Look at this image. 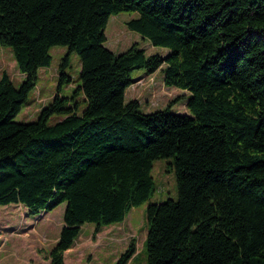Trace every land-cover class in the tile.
Here are the masks:
<instances>
[{
	"label": "trees",
	"instance_id": "16d2710c",
	"mask_svg": "<svg viewBox=\"0 0 264 264\" xmlns=\"http://www.w3.org/2000/svg\"><path fill=\"white\" fill-rule=\"evenodd\" d=\"M121 12L167 56L107 48L106 26ZM55 45L68 50L58 92L36 120L15 121ZM0 47L25 75L19 86L0 77V205L38 215L66 203L49 264H65L86 223L95 237L150 199L161 158L178 197L147 207V264H264V0H0ZM72 52L81 111L60 95ZM138 68H161L166 86L190 91V113L126 101ZM135 251L132 237L116 264Z\"/></svg>",
	"mask_w": 264,
	"mask_h": 264
},
{
	"label": "rangeland",
	"instance_id": "374dc122",
	"mask_svg": "<svg viewBox=\"0 0 264 264\" xmlns=\"http://www.w3.org/2000/svg\"><path fill=\"white\" fill-rule=\"evenodd\" d=\"M134 16L132 13L121 12L110 17L105 29V46L119 54L136 43L147 55L157 53L167 56V48L155 46L148 38L129 29L127 22ZM67 51L65 46L51 47V65L39 68L37 85L14 117L15 121L36 120L42 107L53 99L59 88L58 66ZM69 58L65 71L72 82L63 85L60 95L70 97L71 104L79 102L81 111L85 107L84 95L80 91L75 92L81 84V61L74 52ZM4 71L8 72L15 86H19L25 76L19 71L11 49L0 47V77ZM131 77L134 82L126 89L125 99H138L143 112L168 108L173 113H190L187 109L190 91L166 86L161 68L152 74H148L144 68L134 69ZM59 119L54 115L48 122L51 124ZM169 161L170 158L154 161L151 175L156 191L150 199L134 206L125 221L103 227L95 237V225H83L73 246L64 253L65 264H116L132 237L136 239L137 248L132 264H147V207L151 202L158 203L178 197L176 176ZM65 207L64 202L52 211L31 215L22 204L0 205V264H49V251L56 244L64 225Z\"/></svg>",
	"mask_w": 264,
	"mask_h": 264
},
{
	"label": "crops",
	"instance_id": "0c3cea01",
	"mask_svg": "<svg viewBox=\"0 0 264 264\" xmlns=\"http://www.w3.org/2000/svg\"><path fill=\"white\" fill-rule=\"evenodd\" d=\"M136 252H137V248H136L135 254H136ZM135 254L128 260V262L126 264H132L133 260L135 259Z\"/></svg>",
	"mask_w": 264,
	"mask_h": 264
}]
</instances>
